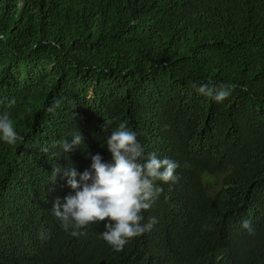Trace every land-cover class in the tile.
<instances>
[{"label": "trees", "instance_id": "trees-1", "mask_svg": "<svg viewBox=\"0 0 264 264\" xmlns=\"http://www.w3.org/2000/svg\"><path fill=\"white\" fill-rule=\"evenodd\" d=\"M0 37L21 137L0 140V264H264V0H0ZM209 81L231 94H199ZM122 122L179 166L117 252L107 218L62 228L52 204L74 192L51 171L110 161Z\"/></svg>", "mask_w": 264, "mask_h": 264}, {"label": "clouds", "instance_id": "clouds-1", "mask_svg": "<svg viewBox=\"0 0 264 264\" xmlns=\"http://www.w3.org/2000/svg\"><path fill=\"white\" fill-rule=\"evenodd\" d=\"M232 89V85H213L209 81L198 86L197 92L221 103ZM14 104L15 99L10 101V105ZM59 106L60 101L55 100L47 110L54 112ZM19 139L8 112L0 114V140L13 145ZM83 139L81 133L74 134L70 143L68 140L61 142L63 150L70 152ZM106 148L111 155L110 161L105 162L99 153H88L91 163L83 172L59 165L52 169L53 181L56 182L62 173L74 194L65 196L63 203L56 198L51 211L65 231L74 229L73 236L79 235L77 230L89 223L107 218L100 236L119 252L129 240L150 229L151 223H143V212L151 208L162 191L156 182H175L178 179L175 170L179 165L169 158H159L154 152L145 155L137 134L126 127V122L120 123L107 137ZM41 151L47 153L48 148L42 147ZM242 227L250 228V221H243Z\"/></svg>", "mask_w": 264, "mask_h": 264}]
</instances>
